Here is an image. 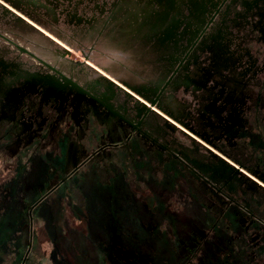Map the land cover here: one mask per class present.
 Returning <instances> with one entry per match:
<instances>
[{
	"label": "flooded vegetation",
	"instance_id": "flooded-vegetation-1",
	"mask_svg": "<svg viewBox=\"0 0 264 264\" xmlns=\"http://www.w3.org/2000/svg\"><path fill=\"white\" fill-rule=\"evenodd\" d=\"M26 1L69 23L112 18L141 68L112 78L85 60L98 74L82 77L0 28L13 191L115 204L93 236L116 264H264V0Z\"/></svg>",
	"mask_w": 264,
	"mask_h": 264
},
{
	"label": "rangeland",
	"instance_id": "rangeland-1",
	"mask_svg": "<svg viewBox=\"0 0 264 264\" xmlns=\"http://www.w3.org/2000/svg\"><path fill=\"white\" fill-rule=\"evenodd\" d=\"M3 1L50 31L70 50L64 51L62 44L17 17L6 5L0 3L1 32L63 69L82 77L98 74L97 70L85 63L87 60L114 78V73L125 76L130 74L129 69L141 68L138 66L139 62L131 57L133 55L138 57L133 53L138 52V49L118 45L124 39L117 33L118 24L115 21L112 23V18L90 17L86 23L76 21L69 23L63 17L56 16L54 12L50 15L41 6L26 0ZM8 46L14 48L3 38L0 39V47H7V51L12 50ZM17 53L25 63L39 62L26 52L18 50ZM67 58L71 63L72 61L76 63L67 67V62L63 60ZM0 162V264L117 263L115 258L107 257L104 251L99 250L101 247L93 236L97 219L112 221L116 215L113 211L116 208L115 204L112 206L97 204L96 201L92 204H82V198L69 201L63 197L64 191L61 187L55 188L32 204L44 188L39 185L35 192L26 195L27 198L25 187L22 194L20 191L15 193L12 188L16 180L10 179V172L8 169L4 170L1 158ZM173 200L170 196L169 201L174 202ZM174 205L176 204H170ZM27 225L28 231L25 229ZM82 246L83 249L87 247L93 249L88 257L82 256ZM96 249L97 251H94Z\"/></svg>",
	"mask_w": 264,
	"mask_h": 264
},
{
	"label": "snow or ice",
	"instance_id": "snow-or-ice-1",
	"mask_svg": "<svg viewBox=\"0 0 264 264\" xmlns=\"http://www.w3.org/2000/svg\"><path fill=\"white\" fill-rule=\"evenodd\" d=\"M3 2V0H0V3H2Z\"/></svg>",
	"mask_w": 264,
	"mask_h": 264
},
{
	"label": "water",
	"instance_id": "water-1",
	"mask_svg": "<svg viewBox=\"0 0 264 264\" xmlns=\"http://www.w3.org/2000/svg\"><path fill=\"white\" fill-rule=\"evenodd\" d=\"M76 165V164H75Z\"/></svg>",
	"mask_w": 264,
	"mask_h": 264
}]
</instances>
